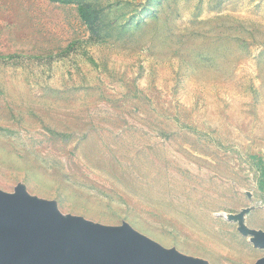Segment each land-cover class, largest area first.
Here are the masks:
<instances>
[{"label":"rangeland","instance_id":"obj_1","mask_svg":"<svg viewBox=\"0 0 264 264\" xmlns=\"http://www.w3.org/2000/svg\"><path fill=\"white\" fill-rule=\"evenodd\" d=\"M19 183L254 264L226 214L264 230V0H0V189Z\"/></svg>","mask_w":264,"mask_h":264},{"label":"water","instance_id":"obj_2","mask_svg":"<svg viewBox=\"0 0 264 264\" xmlns=\"http://www.w3.org/2000/svg\"><path fill=\"white\" fill-rule=\"evenodd\" d=\"M252 207L228 213L255 247L264 249V230L249 227ZM0 264H210L135 229L61 212L56 200L31 194L24 183L0 189ZM254 264H264V255Z\"/></svg>","mask_w":264,"mask_h":264},{"label":"trees","instance_id":"obj_3","mask_svg":"<svg viewBox=\"0 0 264 264\" xmlns=\"http://www.w3.org/2000/svg\"><path fill=\"white\" fill-rule=\"evenodd\" d=\"M79 7H80V12H81V15L83 16L84 19H86L87 21L90 20L89 17L91 16H88V13H91L93 14V12H91L92 10V6L91 4H79Z\"/></svg>","mask_w":264,"mask_h":264},{"label":"crops","instance_id":"obj_4","mask_svg":"<svg viewBox=\"0 0 264 264\" xmlns=\"http://www.w3.org/2000/svg\"><path fill=\"white\" fill-rule=\"evenodd\" d=\"M251 210H252V209H251ZM251 210H250V211H251ZM247 214H248V213H247ZM246 216H247V215H246Z\"/></svg>","mask_w":264,"mask_h":264}]
</instances>
